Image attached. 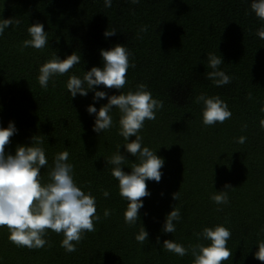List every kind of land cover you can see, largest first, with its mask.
<instances>
[{"label": "trees", "instance_id": "16d2710c", "mask_svg": "<svg viewBox=\"0 0 264 264\" xmlns=\"http://www.w3.org/2000/svg\"><path fill=\"white\" fill-rule=\"evenodd\" d=\"M251 0H0V19H18L19 26L0 36V126L15 123L17 134L10 137L5 152L15 154L18 146L44 149L48 164L41 169V184H47L54 157L69 153L74 182L96 200L94 232H85L76 251L68 253L63 234L46 230L43 248L18 247L0 228V264H193L192 248L207 246L199 234L205 227L229 229L227 247L231 260L224 264H264L254 258L257 243L264 241V39L256 33L264 28L250 9ZM41 23L49 45L41 50L23 48L30 39L27 29ZM117 34L105 38L104 32ZM122 44L130 53V67L121 94L143 84L163 107L156 119L144 122L140 132L143 146L164 160L159 183L147 181L150 196L144 197L140 221L125 223L127 202L119 194L118 181L108 160L126 143L119 133L120 113L113 108V126L102 134L94 132V116L86 108L93 92L71 99L66 84L72 75L101 67L100 50ZM81 56L63 76L40 87L39 68L56 54L64 59ZM206 54L221 55V71L232 78L216 87L206 78ZM109 96L115 89L100 86ZM219 97L228 105L231 119L204 126L203 103L198 96ZM251 97V99H249ZM107 99L95 104L99 108ZM245 137V143H238ZM135 139L131 137L130 140ZM36 141H43L36 144ZM124 167L130 172L139 160L126 153ZM228 190L229 203L215 205L210 196ZM110 195L105 198L103 193ZM179 191L175 201L172 195ZM222 211H217V208ZM179 208L181 220L174 233H164L165 217ZM105 210L110 212L106 218ZM142 226L148 233L143 244L136 241ZM159 238L160 243L157 244ZM188 249L180 257L164 250L163 242ZM75 243V242H73Z\"/></svg>", "mask_w": 264, "mask_h": 264}, {"label": "clouds", "instance_id": "9594fccd", "mask_svg": "<svg viewBox=\"0 0 264 264\" xmlns=\"http://www.w3.org/2000/svg\"><path fill=\"white\" fill-rule=\"evenodd\" d=\"M131 4H139L140 0H127ZM104 6L110 8L112 0H104ZM251 12L264 21V0H251ZM18 19H0V36H3L9 26H19ZM30 39L23 41V48H34L41 50L49 45V40L44 30V25L37 22L31 24L27 29ZM113 31L106 30L105 38L116 35ZM256 35L264 39V28L257 31ZM102 58L101 67H92L84 71L83 78L72 75L66 88L71 99L77 95L86 97L93 92V103L88 105L86 111L94 116L93 131L102 134L113 126V118L110 115L113 108L120 113L119 135L126 142L117 147V151L108 160L107 164L112 165V176L118 181L119 194L127 202V209L124 213L125 223L133 226L140 221L139 211L144 207L143 199L151 193L147 190V181L160 182L163 175L161 169L164 166L163 158L159 157L157 151L143 146V137L140 135L146 120L156 119V112L163 105L152 98L151 93L141 84L135 91H128L121 94L127 83L126 74L130 67V53L122 44L100 50ZM207 67L212 71L206 73V78L213 82L216 87H222L231 83L232 78L219 70L224 63L221 55L206 54ZM81 63V56L71 54L60 59L56 54L53 58L39 68L37 77L41 88L47 90L49 81L56 76H63L75 65ZM100 86L107 89H115L119 95L109 96L105 91L96 90ZM107 99V103L99 108L95 104L100 100ZM251 99V97H249ZM196 103H203L202 123L204 126H215L223 124L231 119L232 113L228 105L219 97H206L200 95ZM264 112V106L261 107ZM260 127L264 129V119L259 121ZM18 129L15 123L10 121L8 126H0V228L6 227L9 231V240L18 247L28 249L43 248L47 241L44 239L46 230L57 234H63L64 239L61 247L68 253L75 252L76 244L80 243L85 232H94V221L99 220L96 215V200L91 193H85L74 182L73 165L68 163L69 153L64 151L54 157L53 166L49 172L50 182L41 184L40 173L47 164L45 151L40 146H33L32 139L29 146H18L15 154L5 152V146L10 143V137L17 134ZM131 137L135 139L130 140ZM246 138L240 137L238 143H245ZM42 144L43 141H36ZM126 153L139 160V163L131 164V171L125 172L122 165H125L127 158L121 153V147ZM230 184H225L224 189L217 191L210 196V200L217 206L229 203L228 190L232 189ZM105 198L109 193H103ZM177 201L180 198L179 191L172 195ZM217 211H222L218 207ZM110 215L105 210L104 216ZM179 208H173L165 217L162 227L164 233H174L175 224L181 220ZM203 240L210 243L205 246L198 244L192 248L194 257L193 264H224L231 260L232 251L227 247L231 238L229 229L222 225L205 227L199 234ZM136 241L143 244L148 240V233L142 226L140 233L135 237ZM75 242V243H73ZM159 238L157 244H159ZM164 250L183 257L188 254V249L172 240L163 242ZM258 251L254 258L264 262V241L257 243Z\"/></svg>", "mask_w": 264, "mask_h": 264}]
</instances>
